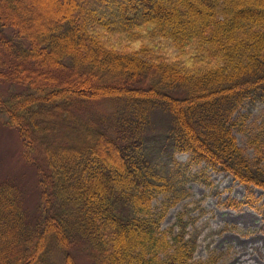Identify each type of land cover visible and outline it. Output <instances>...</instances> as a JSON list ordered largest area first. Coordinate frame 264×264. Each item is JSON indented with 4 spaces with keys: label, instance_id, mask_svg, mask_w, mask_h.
Returning a JSON list of instances; mask_svg holds the SVG:
<instances>
[{
    "label": "trees",
    "instance_id": "16d2710c",
    "mask_svg": "<svg viewBox=\"0 0 264 264\" xmlns=\"http://www.w3.org/2000/svg\"><path fill=\"white\" fill-rule=\"evenodd\" d=\"M21 1L0 0V112L37 168L42 215L0 178V264H213L195 262L182 218L162 222L193 166L264 189L262 152L248 158L233 132L264 99V0H38L30 23ZM157 111L166 132H150Z\"/></svg>",
    "mask_w": 264,
    "mask_h": 264
},
{
    "label": "rangeland",
    "instance_id": "374dc122",
    "mask_svg": "<svg viewBox=\"0 0 264 264\" xmlns=\"http://www.w3.org/2000/svg\"><path fill=\"white\" fill-rule=\"evenodd\" d=\"M56 1L62 5L61 0ZM20 5L19 14L24 22L30 23L33 17L43 13L38 0H22ZM17 89L20 87L8 84L5 94L9 95ZM234 118L239 126L233 132L244 154L253 160L261 151L264 157V138L259 147L254 140L264 121V99H247ZM5 121V113L0 112V178L13 180L20 185L25 211L35 222L42 215L39 174L36 166L25 158L26 150L19 132L7 126ZM169 122L170 117L166 112H155L150 132H166ZM189 157V153H176V158L184 163ZM205 166V163L193 166L188 172L193 178L181 182L187 190L185 198L169 209L162 228L175 226L177 229V220H184L188 235L197 236L195 262L214 257L213 264H264V189L253 187L250 190L231 173L219 168L207 167L203 173ZM198 172L200 174H196ZM249 191L257 199L255 203L240 208L225 205L224 201L229 198L244 199ZM164 200V195L154 199V208L158 209ZM80 264H84L83 260Z\"/></svg>",
    "mask_w": 264,
    "mask_h": 264
}]
</instances>
